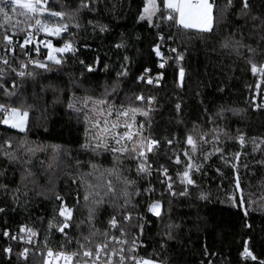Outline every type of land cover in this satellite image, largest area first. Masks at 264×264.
<instances>
[{"label":"trees","instance_id":"1","mask_svg":"<svg viewBox=\"0 0 264 264\" xmlns=\"http://www.w3.org/2000/svg\"><path fill=\"white\" fill-rule=\"evenodd\" d=\"M211 1L213 25L208 31L185 28L176 23L177 18L162 19L169 14L176 17L175 13L164 10L163 0H156L160 11L154 15L152 24L139 18L145 0H90L89 7L80 8L71 22L67 16L63 19L49 13L40 16L54 25L68 24L62 37L50 35V38L60 46L65 41L71 42L74 51L59 53L62 63L57 65L45 61L48 50L40 46L32 60L47 63V69L31 64L28 72L32 76L23 79L11 73L7 78L9 91H13L12 81L16 82L14 95L5 96L0 90V104L28 112L27 127L21 131L4 126L3 111H0V209H3L0 211V264H45V259L54 264L48 258L49 247L80 251L77 239L90 234L89 208L95 209L91 225L101 233L108 229V220L115 216L127 233L122 237L128 244L139 232L137 226L143 224L146 242L143 254L157 264H259L264 261V163H261L264 145L253 151L252 143L253 139L257 143L264 139V110L255 106L258 72L254 74L249 63L251 60L258 68L264 64V25L261 24L264 0H249L250 11L246 17L237 15L241 0H233V7L223 17L218 9L227 0ZM80 3L81 0H47L45 6L49 12L73 13ZM8 11L11 14L10 4ZM20 11L18 7L17 12ZM253 16L257 19L253 20ZM15 19L23 21L25 17ZM96 25L106 26L105 31L101 32ZM25 34L13 37L17 41L16 59L11 54L9 59L14 68H19L18 61L28 59L19 48ZM230 37L242 39L244 45H250L255 51L250 53L243 47L237 52L232 47H223ZM117 44L123 47L117 48ZM157 44L162 57L153 51ZM173 48L176 52L170 51ZM28 49L29 45L25 51ZM3 55L5 49L0 43V56ZM177 55L183 59L177 61ZM161 63L163 68L159 67ZM181 67L185 70L182 80ZM146 68L149 73L138 79ZM148 75L160 77L157 85L147 83ZM137 95L143 99L136 100ZM86 98L92 99L87 107ZM101 99L107 104L92 103ZM121 106L148 111V115L142 113L133 118L129 112L128 117L112 114L111 119L104 114L122 110ZM221 108L225 109L222 114ZM130 119L133 129L143 124L142 135L159 141V147L149 156L155 169L152 181L156 186L150 198L144 191L148 188V175L137 173V160L130 155L114 156L111 151L92 150L95 144L92 137L105 127V120L107 126L117 121L120 127L115 131L122 133L126 130L123 125ZM97 120L98 127H94ZM217 127L232 139L222 135L221 143L203 144L198 148L193 160L202 165L201 170L192 171L195 184L187 186L186 195H180L185 192V186L177 173L187 163L183 155L188 148L187 134L198 138L200 133ZM241 132L247 141L243 148L235 139ZM207 139L211 141V135ZM167 140L173 144L168 145ZM86 143L90 146L84 147ZM216 146L223 149L226 157L237 151L242 153L235 171L219 154L209 156L207 161L203 159L201 153L214 151ZM28 148L34 151H27ZM4 151L17 159L10 160L3 155ZM177 154L180 164L175 163ZM161 166L168 169L176 195L171 194L165 180L159 177L156 169ZM114 168L116 174L110 175ZM237 175L241 191L235 189ZM125 180L134 184L125 185ZM109 181L112 192L108 191ZM124 191L129 193L124 213L131 214L129 222L123 221L120 209L115 206L124 205ZM97 200L101 203L95 204ZM153 201H160L159 217L147 211ZM62 206L73 209L67 221L59 215ZM65 222L68 226L62 233L58 228ZM21 225L38 231L39 236V246L29 247L26 256L19 255L24 248L20 240L11 242L3 235L5 230H19ZM109 234L121 236L118 229H109ZM95 239L100 242L103 237ZM245 241L255 260L241 256ZM9 245L12 246L10 253L4 251ZM58 260L57 264H64Z\"/></svg>","mask_w":264,"mask_h":264},{"label":"snow or ice","instance_id":"2","mask_svg":"<svg viewBox=\"0 0 264 264\" xmlns=\"http://www.w3.org/2000/svg\"><path fill=\"white\" fill-rule=\"evenodd\" d=\"M90 0H81L80 5L77 7L76 12L73 13H65L63 11H52L49 13L52 17H58L63 19L65 16L68 17L69 22H71L74 18V16L79 12L80 8H87L89 7ZM11 5V14L8 11V5ZM47 4V0H0V43L3 44L5 49V55L0 56V90L4 92L5 96H12L14 95V90L17 87L16 82L13 80L11 83V88L13 91H9L8 87L6 86L8 83L7 78H9L11 73H14L17 77H24V76H32V72H26L25 69L27 68V64L23 61H18L19 68L12 67V61L9 59V54L12 55V59H16L15 52H14V46L16 45L17 41L13 39L14 36H18L21 33L26 34L23 36L22 42H19V48L21 50L22 55L28 56V53L25 51V47L27 45H30L33 43V29L37 32H44L48 33L51 36L58 37L61 35L62 32H65L68 28V24L61 23L59 25H49L46 21L40 19L39 17L43 15L45 12H48L47 7L45 6ZM21 9L22 11L17 12V8ZM233 7V0H227L226 4L223 5L221 8L218 9L220 12V15L226 16L228 11ZM163 8L165 11L169 13H177L178 19H176L175 16L169 14L162 16L161 18L164 20H172L176 19V23L182 25L185 28H200L201 30L208 31L212 27V11L214 8V4L210 3L209 0H163ZM160 11L159 6L156 2V0H145L144 2V8L141 12L140 19H147L149 24L153 23V16L156 15ZM249 0H241V8L240 11L237 13L240 17H246L249 15ZM16 16H23L25 19L23 21L19 19H15ZM253 20H256L257 17L253 16ZM34 20V23L32 22ZM91 23V21L89 22ZM261 24L264 25V21H261ZM79 27V25H76ZM96 27L99 28L101 32L105 31L106 26L104 25H96ZM11 33V34H10ZM242 35V34H241ZM162 39V38H161ZM171 39V37H169ZM231 41V42H229ZM39 43L44 44V46L48 50V54L45 57V61H51L57 65L62 63V60L58 58L57 53H65L69 51H74V47L71 42L65 41L64 44L61 47H54L52 42L50 40L40 41ZM223 47H232L237 52L240 48L247 47L248 51L250 53H253L255 50L250 45H244L241 40H235L231 37L229 40H226L223 45ZM117 48L123 47L122 44H117ZM153 51L155 52L157 57H162V53L160 51V45L157 44ZM171 52H176V49H170ZM37 52H39V49H37ZM176 60H182V55H177ZM128 58L125 57V60ZM28 63L34 64L36 67H39L41 69H47L48 65L47 63L41 62L40 60H32L29 58ZM83 63V61H81ZM249 63H251V71L255 74L257 72L264 74V64H261L259 68L255 63H252L251 60H249ZM107 67V66H106ZM160 68L164 67V64L161 63L159 65ZM88 70L91 71V66L88 67ZM149 69H144V73L141 77H138V79H143L145 75L149 73ZM126 74V73H124ZM185 74V70L183 67L179 69V75L181 80L183 79ZM117 75H121V73H117ZM159 76L156 78L151 77L148 75L147 83H158L159 82ZM259 87V84L257 85ZM143 97L140 95L136 96V100L140 101ZM149 103H151L152 98L149 97ZM91 100V98H86L85 100V107H87L88 101ZM95 105H105L107 104L106 100H95L92 101ZM69 107H73V104L70 102ZM109 108H112L111 105H108ZM177 109H179L180 105H176ZM122 110L117 111V116H123L128 117V113L131 112L133 114V118L135 113L138 111H141L138 108H128L123 109V106H121ZM150 110V109H149ZM0 111L9 113L8 116H6L2 123L4 124H10L13 128H19L21 131L24 129V123L25 118L28 116L27 110L23 111L21 113V110L18 108H8L4 104H0ZM95 111V109H93ZM102 111V109H101ZM225 111V109H220V114H222ZM108 115H111V112L108 113ZM143 115L147 116L148 111H143ZM86 119H88L86 114ZM209 121H212V118L209 117ZM94 127H98V122ZM120 127L118 123H113L111 126H107V120H105V127H103L100 130V133L92 137V139L95 141V144L92 146V150L95 152L99 149H103L106 151H111L114 156H124V155H130L133 159L137 160V173L140 175H150L151 174V164L148 161V154L153 153L155 148L159 147V141L157 139H153L151 137H144L142 135L143 132V124H141L135 132H133V124L125 122L123 127L126 129L122 133L116 132L115 129ZM87 135V130H86ZM211 135V141L207 139V137ZM225 136L228 139H232L231 136L222 128H213L206 132H202L199 134L198 138H195L191 133L187 134L186 137V145L188 148H186L183 151V155L186 158L187 163L185 164L184 170L182 172H178L177 176L180 179L181 183L185 186V192L180 193V195H186L187 194V186L194 185L195 181L192 179L191 173L192 171L199 172L201 170L202 165L194 163L193 160V154L197 153L198 148L203 144H219L221 143L220 137ZM236 141L239 143L241 148L246 144V138L245 135L241 132L239 135L235 137ZM109 140L112 141V144H109ZM168 145H172V140L166 141ZM6 144L9 146L11 145L10 141H5ZM253 143V151L260 148L261 145H264V139H261L259 143L256 142L255 139L252 141ZM129 144H131V147H129ZM84 147H89V144L83 145ZM190 149V150H189ZM27 151H34V149L28 148ZM219 154L222 161L225 163H228L231 168L235 171L237 169V166L239 164V159L242 153L240 151H237L230 156H225L224 151L221 147L216 146L214 147V151H210L208 153H201L203 156V159L207 161L209 156ZM3 155L8 157L10 160H15L17 157L7 151L3 152ZM235 160L236 162L233 163L232 161ZM175 163L180 164V156L177 154L175 156ZM261 163H264L262 161ZM247 167V165H245ZM158 171L161 172L163 176H165L167 180V189L171 192L172 195H176L173 189V183L172 178L167 175V168H163L161 166V169H158ZM219 171V169H217ZM109 174H116V169L110 170ZM125 185L134 184L133 181L125 180ZM6 187V186H4ZM235 189L237 191H241L240 189V180L239 176H236L235 179ZM108 191L112 192L114 189L112 188L111 181L108 182ZM145 192H151L154 191L151 187L145 188ZM123 196L126 198L124 205H115L120 209V212L122 214V219L124 222H129L131 220V214H124L126 211V206L128 205L129 201L127 197L129 196V193L127 191H124ZM137 194H139V190H137ZM201 198H204V194L201 193ZM57 199H61L60 197H57ZM84 199L87 201L88 196L85 195ZM95 204H100L101 201L97 200L94 202ZM241 205L244 204L243 196H241L240 200ZM249 205H251L252 201L248 202ZM161 204L160 201H153L147 206V211L149 213L154 214L155 216L159 217L161 214ZM0 211H3V209H0ZM89 225H90V234L88 236H83L82 238L77 239V244L79 245L80 251L78 253H72V254H65L63 252L56 253L55 255L58 257H63L66 261H72L73 256L79 255L81 259L83 260V264H114L113 257H118L117 264H127V262H131V264H157L156 261L151 259H142L138 256L134 255L135 248L137 247V237L133 236L131 244L128 248V255L125 256L123 247L117 248L111 247L110 248V242L113 244H127V240H122L120 237H117L115 235L109 234V229H118L121 236L127 235L125 232L124 227L120 226V223L118 222L117 218L115 216H112L108 220V229H105L104 232H99L98 229H95L91 225V221L94 217V208H89ZM73 209L68 208L66 206H62L59 210V215L61 217L65 218V221L69 220L72 216ZM245 215H247V212L245 211ZM138 219H142V217H138ZM83 223V221H81ZM51 226V225H50ZM68 226V224L65 222L63 225H61L58 228V231L64 232V229ZM79 227V225H77ZM139 228L140 233L143 232V224H140L137 226ZM169 229H171L172 225L168 226ZM19 232L21 234L20 238H24V234L28 235L29 240L33 236L36 235V232L31 227H26L25 225H21L19 228ZM4 236H8L9 232L5 230L3 232ZM97 236H102L103 240L100 242L96 241ZM169 238H171L170 231L168 233ZM12 239H15L16 237H11ZM5 252H10L9 248L4 249ZM28 252V249L25 248L19 255L20 256H26ZM52 250H48V256H52ZM205 255H208L206 252ZM242 257H251L253 260L256 259L255 256L249 251V248L247 246V241H245V247L243 251L241 252ZM45 264H49L48 260L45 259ZM79 264V262H78ZM211 264V262H210ZM259 264H264V261H260Z\"/></svg>","mask_w":264,"mask_h":264},{"label":"built area","instance_id":"3","mask_svg":"<svg viewBox=\"0 0 264 264\" xmlns=\"http://www.w3.org/2000/svg\"><path fill=\"white\" fill-rule=\"evenodd\" d=\"M46 13H50V12L48 11V12H45L44 14H46ZM46 22L49 25H54V24L50 23L49 21H46ZM33 23H34V20H33ZM32 31H33V43L29 45V49H28V52H27L28 53V59L25 62L27 64V68L25 69L26 72H28L29 66L31 65V63H28L29 58L32 59L33 55L36 54V53H38L37 52V49H39L40 46L43 47V48H46L44 46V44L39 43V42L40 41H45V40H50L52 42V39L50 38V34L44 33V32H37L34 29ZM64 34H65V32H62L61 35L58 36V37H62ZM39 36H42V39L41 40L39 39ZM26 76H24L23 79ZM258 84H259V87L256 86L255 98H254V100H255V106L257 108H260V109L264 110V74H261L259 72H258V78H257V85ZM7 107L8 108H12L11 106H7ZM6 113L7 112H2L1 123H2V120H3V118H4V116H5ZM148 160H149V154H148ZM163 168H166V167L163 166ZM159 169H161V168H159ZM156 170H158V169H156ZM154 171H155V169L151 166V174L148 175V188L151 187L155 191L156 190V186H155V184L152 181V177H153ZM158 172H159V177L162 178V179H164L166 181L165 176H163L160 171H158ZM167 175L170 176L169 172H167ZM154 191L148 192L149 198H150L151 194ZM8 232H9V235L8 236H4V237H7L11 242L12 241L20 240L23 243V246H24L23 250L25 248L28 249L29 247H37L40 244L39 243L38 231H35L36 232V235L33 236L31 238V240H29V237L26 234H24V238L21 239L20 238L21 234H20L19 230L14 231V232H10V231H8ZM143 234H144V226H143V232L140 233V231H139L135 235L137 237V247L135 248V251H134L133 254L136 255V256H138L139 258L147 259L146 256H144V254H143L144 249L146 247V242H145V240L143 238V236H144ZM13 236H15L16 238L15 239H12L11 237H13ZM117 237H120V239H122V240H126L122 236H117ZM129 246H130V244H128V243L127 244H123V245L113 244V246L111 244L110 248L111 247H115V248H117V250H119V248L123 247V249H124V253L123 254L125 256H127L128 255V248H129ZM8 248L10 249V252H11L12 251V246L9 245ZM49 249H51L52 250V253H53L52 256H48V258H50V259H53V257L56 256L55 254L56 253H59V252H63L66 255L67 254H72V253H78L79 252L77 250H75V251L71 250L70 251V250H66V249H63V248H53V247H49L47 249V253H48V250ZM10 252H8V253H10ZM59 258L62 261H66L63 257H59ZM113 260H114V264H117L118 257L114 256L113 257ZM66 262H68L69 264L70 263H72V264H78V262H79V264H80V263H83V260L81 259V257L79 255H75V256H73L72 261H70V262L69 261H66ZM127 264H131V262L129 261V262H127Z\"/></svg>","mask_w":264,"mask_h":264},{"label":"rangeland","instance_id":"4","mask_svg":"<svg viewBox=\"0 0 264 264\" xmlns=\"http://www.w3.org/2000/svg\"><path fill=\"white\" fill-rule=\"evenodd\" d=\"M209 2L210 3H212V1L211 0H209ZM175 15H176V18L178 19V14L177 13H175ZM212 16H213V11H212ZM154 17V16H153ZM146 19V18H145ZM180 25V24H179ZM212 25H213V21H212ZM182 26V25H181ZM212 28V27H211ZM193 29H198V30H201L200 28H193ZM52 44H53V46L54 47H61L60 45H58V44H54L53 42H52ZM57 56H58V58H60V54L59 53H57ZM155 83V82H154ZM156 85H157V83H155ZM92 100V99H91ZM12 108H14V107H12ZM19 109V108H18ZM21 113H23V111L21 110ZM108 111L107 112H105L104 114H106V116H108V117H110L111 119L114 117L112 114H117V112H111V115L109 116L108 115ZM143 113V111L141 112V111H138L137 113H135V115H138V114H142ZM9 115V113H6L5 114V116H4V118L6 117V116H8ZM135 115H134V117H135ZM132 116H133V114H132ZM3 118V119H4ZM3 121V120H2ZM27 122H28V116L25 118V123H24V129L23 130H25L26 129V127H27ZM97 122H98V120H97ZM96 122V123H97ZM123 122H125V121H122V124H124ZM133 122V120L132 119H130L129 121H128V123H132ZM115 123H117V121L115 122ZM4 126H7V127H10V128H13L12 126H11V123L10 124H4V123H2ZM111 124H113V123H110L108 126L110 127L111 126ZM123 128V127H122ZM14 129H17V130H20L19 128H14ZM135 130L136 129H133V132H135ZM123 131V130H122ZM149 156H150V153H149ZM149 161V163H151V166L154 168V165H153V162L152 161H150V160H148ZM161 168V167H160ZM159 169V168H158ZM166 183H167V180L165 181ZM172 182V181H171ZM173 183V182H172ZM58 259H60L58 256H54L53 257V263L54 264H57V263H59V260ZM63 263L64 264H69L68 262H66V261H63ZM80 264H83V263H80Z\"/></svg>","mask_w":264,"mask_h":264}]
</instances>
